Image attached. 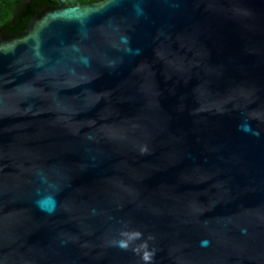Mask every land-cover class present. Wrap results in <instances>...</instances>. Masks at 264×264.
Here are the masks:
<instances>
[{"label": "water", "instance_id": "1", "mask_svg": "<svg viewBox=\"0 0 264 264\" xmlns=\"http://www.w3.org/2000/svg\"><path fill=\"white\" fill-rule=\"evenodd\" d=\"M122 230L153 264H264V0L58 5L0 36V264H142Z\"/></svg>", "mask_w": 264, "mask_h": 264}, {"label": "trees", "instance_id": "2", "mask_svg": "<svg viewBox=\"0 0 264 264\" xmlns=\"http://www.w3.org/2000/svg\"><path fill=\"white\" fill-rule=\"evenodd\" d=\"M102 0H0V36H17L44 7L83 6Z\"/></svg>", "mask_w": 264, "mask_h": 264}, {"label": "clouds", "instance_id": "3", "mask_svg": "<svg viewBox=\"0 0 264 264\" xmlns=\"http://www.w3.org/2000/svg\"><path fill=\"white\" fill-rule=\"evenodd\" d=\"M141 151L146 152L147 149L143 148ZM119 237L118 240L112 242L113 246L122 251H132L133 254L140 256L142 264H153L156 250L149 247V241L154 239L152 236L144 239L143 233L139 230H122ZM137 241H140V243L137 244Z\"/></svg>", "mask_w": 264, "mask_h": 264}]
</instances>
